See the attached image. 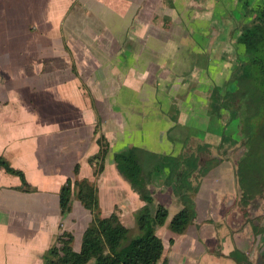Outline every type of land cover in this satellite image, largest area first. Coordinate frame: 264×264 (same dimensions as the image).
<instances>
[{"label":"crops","instance_id":"1","mask_svg":"<svg viewBox=\"0 0 264 264\" xmlns=\"http://www.w3.org/2000/svg\"><path fill=\"white\" fill-rule=\"evenodd\" d=\"M169 1L167 6L164 0H46L44 10L39 9V0H8L5 4L0 18L12 23L0 28V153L13 161V167L24 173L38 194L13 190L20 185L19 179L0 168V251L7 240L2 231L13 228V223L22 225L23 218L15 210L18 204L33 203L32 197H49L42 201L47 206L44 222L36 214H27L30 228L17 249L36 251L38 238L41 247L37 251L42 256L48 239L67 232L63 223L72 210L62 218L58 193L66 179H86L81 171L91 155H96L90 146L94 139L87 138L86 130L87 125L94 128V121H88L85 108H80L89 92L99 103L101 132L108 137V153L114 148L112 159L115 153L137 148L161 158L185 159L196 169L191 181L198 190L190 195L196 219L184 234L173 235L168 229L172 217L184 207L182 201L171 190L162 193L167 218L155 231L163 246L157 264H264V236L259 235L264 213L255 211L256 207L244 216L239 209L241 193L229 191L244 152L228 153L227 149L228 158L217 154L226 138H237V127L229 123L223 110L211 111L215 88L223 87L235 68L231 46L235 0ZM61 7H65L60 10L62 23H76L67 28V44L87 63L84 73V65L76 74L75 66L59 62L49 40L48 25L52 26L56 9ZM8 41L16 45L8 48ZM90 47L100 58L86 60L87 54H93ZM77 78L84 81V89ZM57 83L63 85L69 101L62 116L67 125L62 128L54 126L57 117L47 111L48 101L56 100L49 96L54 95L52 86ZM210 112L219 122L218 135L213 137L197 121L208 118ZM111 134L116 137L113 141ZM197 143L210 154H199ZM231 153L238 156L236 161ZM76 165L79 173L75 177ZM113 169L106 199L98 196L101 212L109 216L117 205L124 215L145 210L146 205L116 173L114 163ZM159 182L165 185L156 174L150 185L154 198ZM108 195L111 200L120 199L108 201ZM173 206L176 212L169 215ZM20 209L30 212L29 206ZM78 223L79 227L83 224ZM75 247L78 252L80 246ZM5 252H0V264H10Z\"/></svg>","mask_w":264,"mask_h":264},{"label":"trees","instance_id":"2","mask_svg":"<svg viewBox=\"0 0 264 264\" xmlns=\"http://www.w3.org/2000/svg\"><path fill=\"white\" fill-rule=\"evenodd\" d=\"M231 13L236 22L231 39L236 58L235 68L225 85L214 90L213 96L218 98L220 96L221 101L216 100L218 104L212 101L211 104L214 112L223 110L229 117V123L238 124L239 112L235 116V113L230 112L231 109L226 106L227 104L240 101L246 95L261 90V102L264 105V2L235 0L231 5ZM229 91L236 92L233 99L226 98L225 94ZM236 106L237 109L240 108L239 105ZM108 150V144L103 140L99 154L101 153L104 158ZM248 155L247 153L245 157ZM95 160H98L97 155L88 160L94 175L98 166V163L92 164ZM113 163L120 179L150 208V221L141 214V211L137 212L136 226L142 234L126 242L128 229L120 222L119 211L114 209L109 216L102 217L94 184L87 179L68 178L58 193L60 215L63 217L71 213L72 202L75 199L92 215V219L81 235L78 252L72 247L73 235L63 231L56 236L54 245L43 254L42 264H157L163 246L155 231L156 228L164 225L167 211L162 205L155 204L150 192V185L156 174L163 177L165 185L184 205L169 222V231L173 235H182L195 223L194 202L190 195L198 190V186L191 181L196 169L191 166L190 161L161 158L141 149L129 148L115 153ZM237 164L240 167L243 160ZM0 168L19 179L20 185L13 190L22 194L32 192L28 190L30 185L22 171L11 168L3 159H0ZM102 170L103 166L100 168L98 166V174L102 173ZM78 173L79 165H76L73 174L77 176ZM243 197L242 192L241 199ZM256 207L254 204V208Z\"/></svg>","mask_w":264,"mask_h":264},{"label":"rangeland","instance_id":"3","mask_svg":"<svg viewBox=\"0 0 264 264\" xmlns=\"http://www.w3.org/2000/svg\"><path fill=\"white\" fill-rule=\"evenodd\" d=\"M167 2V6H169L170 1L169 0H164ZM196 1V0H195ZM194 1V2H195ZM201 1V0H200ZM205 2H212V0H203ZM217 1V0H216ZM258 1H263L264 0H258ZM8 0H0V16H2L1 13H3V10L5 7V4H7ZM39 4V9L40 10H44L47 7V2L46 0H39L38 2ZM65 8V7H64ZM63 7H61L60 9H56V14H54L55 16V20L52 21V26L51 24H49V34H50V38L49 40H52V45L55 48V56L58 59L59 62L63 63L64 62H69L70 64H72L73 66H75V70H76V74H78V72H80L79 70V66L80 68L83 66L81 73H84V69H86L87 63L85 61H80L78 56H77V52L73 49L72 46H69L67 44V37L69 34V31L67 28H71V26H73L74 24H76L75 22H73V24H69V22L67 24L62 23V20H60L62 14L60 13V10L64 9ZM9 19V17H8ZM12 22L9 21H4L2 18H0V28L4 27V24L7 26L9 24H11ZM27 23H23V25L25 26ZM29 24V23H28ZM40 24V23H39ZM64 25V26H63ZM41 29L46 30V27H41ZM67 29V31H65ZM44 41V40H43ZM70 41V39H69ZM40 42V41H39ZM13 45H16V43H13L12 41H8V48H11ZM90 52L93 54H87L86 55V60H88L89 58H100V54L97 53L94 48L90 47ZM110 61V60H109ZM108 61V62H109ZM80 63H82V65H80ZM90 69L89 67L87 68V70ZM79 79V82L82 84L81 85V89H84V81L82 80V78H77ZM52 91L53 94L52 96H49V98L53 97L54 99H56L55 101H48L49 103H47V111L49 114H51L53 117L56 116L57 120L55 121L54 126L55 127H61L64 126L66 123L65 121L62 119V116L64 115L63 113L68 111L69 108V101L67 100L68 95L66 94V92L63 93V85L61 83H57L54 86H52ZM261 91V90H260ZM260 91H256V93H251L245 96V98H243L240 101H235V103L232 104H225L228 108L231 109L230 112L235 113L234 115L237 116V122L238 124L235 122L233 124V122H231V124L235 125L237 128V138H234V140L232 139H225V146L223 148V150H219L218 151V156H223L225 155L227 158V153L226 150L228 149V153L235 151L237 149H241V152H244L243 157H241V159L239 160V162L241 160H243V164L240 165V167L238 166V164L236 165V170H234L233 175V181L231 184V188L229 189V191H232V193L234 191H238V192H243L244 193V197L243 199H241V204L239 205V209L241 212L244 213V216H248L249 214H251V212L253 211L254 208V204L257 206V209L255 211L260 212L261 214L264 213V105L262 104V95L260 93ZM226 98L228 99H233L236 95V92L233 91H229L226 94ZM39 99H43L44 100V96L40 95V97H38ZM86 101L85 102H81L80 108L86 110L87 112V117H88V121H94V128L92 129L91 127H89V125H87L86 130H87V138L94 139V143L93 146L90 144L91 147H93V152H96V155L98 156V160H95L94 162H92L93 165H95V163H98L97 165L99 166V168L101 166H103V170L102 173L98 174V166L96 168V172L94 175V172L91 168V166L88 165L85 167H83V170L81 171V173L83 172V178H86L88 181H91L96 189V194H97V203L98 206H100L99 204V198L102 199L104 197V199H106V193H107V189L109 186H111V182H112V174L114 173V169H113V159H112V155H113V149H110L109 153L103 158V155H101V153L99 154L98 150L102 149V141L104 140L105 142L107 141L108 137L107 135H104L101 132V122H102V117L100 115V113L98 114V110H99V103L95 100H93V96L91 94H89V92H87V95L85 96ZM221 97H214L213 102L215 104L216 100L217 101H221ZM236 105H239L240 108L237 109ZM253 106V107H251ZM67 109V110H66ZM253 109V110H252ZM211 111H213V109L211 108ZM210 116L208 118H199L197 119L198 122H201L202 124L206 125V127L202 129V126L200 127L202 130L207 131V135H209L210 137L216 136L218 135V126H219V122L218 120H216V117L213 118L212 114L214 115L215 113L217 114V112H210ZM60 116V118H58ZM96 118V119H95ZM236 118V117H235ZM67 125V124H66ZM65 125V126H66ZM239 125V126H238ZM94 130V132H93ZM93 132V134H92ZM115 134H111L110 138L113 141L116 137H114ZM119 136V135H118ZM127 136L125 134H122V138H126ZM208 137L209 139H207L208 141L212 138ZM236 137V134H235ZM98 142H101L100 144H98ZM108 147H109V143ZM112 145L114 146V143H112ZM198 145V152L199 154H203L208 156L210 154V152H208L207 149L204 148V146H202L200 143H197ZM89 148V147H88ZM98 152V153H97ZM249 154L247 157H245L246 154ZM231 157L235 159L238 158L237 155H235L234 153H231ZM90 155H88L89 157ZM95 156V155H94ZM202 156V155H201ZM215 156V155H214ZM92 157V155H91ZM90 157V158H91ZM245 157V158H244ZM89 158V159H90ZM0 159H3L4 161H6L8 163V165L11 168H14L13 166V161L11 159H9V157L4 153H0ZM238 162V163H239ZM15 169V168H14ZM97 173V174H96ZM76 177V176H75ZM74 179H78L79 178H74ZM114 181V179H113ZM114 183V182H113ZM195 184V183H194ZM109 185V186H108ZM150 189H152V187H150ZM29 191H32L30 193H28L29 195H36L38 194V192L32 188L31 186L28 188ZM171 189L166 186L163 185V187H161V182L158 183V187H156V189H154V191L158 194L157 197H153L154 198V202L155 204H161V199L162 200H166V198H163L162 193L165 192H169ZM18 192V191H16ZM151 192V191H150ZM20 193V192H18ZM110 194V193H109ZM115 194V191L113 193V195ZM151 195L152 192H151ZM232 195V194H231ZM138 197V196H137ZM49 197H32V199L34 201H40V202H36L37 204H33L34 201H31L33 203L29 202H24V205L18 204L20 208H22V206H24V208H27L29 206V210L30 212H26V211H22L23 209L17 208L15 210V213H17L18 215H16L17 217L23 218L22 219V225H15L13 223V228H9V229H4L2 232L4 234V236L7 238L6 240V244L5 246H3V248H1L0 252H3V250L5 249V253L4 255L8 256L9 260H10V264H22L24 263L26 260V263L28 264H37V262H39L40 258V263L42 261L43 255L41 256V254L37 251L39 249V247H41V245L39 244L38 238H37V242H38V249L35 251L32 248V251L29 250L30 247H27L26 249H21L18 250L17 247L21 244H23L25 238H23L22 236L25 235L28 232V228H30V219L28 217H26L27 214H36L38 215V221L39 222H44V215L45 213L43 212L45 208H47V206L42 203L43 199L47 200ZM120 198H115L114 200H111L110 196L108 195L107 200L108 201H118ZM139 202H142L139 198H137ZM127 201L124 202V204L128 203V199H126ZM175 206V205H174ZM173 208L170 207V209L173 210H169L170 214H174V212H176ZM120 205H117L113 208L117 209L119 211V219L120 222L128 229V234L126 237V242L139 237L142 234V231L139 230L136 226V219H137V213L135 215H130V214H122L121 209H120ZM147 209L142 210L141 214L144 215L146 217V219H148V221H150V208H148L146 206ZM100 209V207H99ZM112 210V211H113ZM101 212V210H100ZM247 213V214H246ZM102 217H107L105 215V213L101 212ZM250 216V215H249ZM33 217L35 218V216L33 215ZM64 217V216H63ZM62 217V218H63ZM92 219V215L90 213H87L86 210H84L78 201H73L72 202V216H70L63 224H65V230L67 229V232L70 231L71 233L74 234V237H76L75 239V244L73 243V247L79 248L80 243H81V237L80 234L83 231L86 223ZM27 221H29L28 223H26ZM79 221H81L83 224L81 227H79ZM261 224H262V231L259 232V235L262 237L264 236V217L261 219ZM15 225V226H14ZM38 225V224H37ZM61 223H60V227L58 230H62L63 227H61ZM36 226V223L33 221V227ZM39 226V225H38ZM37 226V228H39ZM69 232V233H70ZM37 233V232H36ZM58 236V235H57ZM28 239V238H27ZM36 240H34L35 242ZM55 243V237L51 238L50 240L48 239V248L46 251H48ZM44 244V241L43 243ZM33 247V245H32ZM45 251V252H46ZM44 252V253H45ZM20 253H23L22 255ZM28 255V257H26ZM40 257V258H39ZM39 258V259H38ZM231 264H236L235 262H231Z\"/></svg>","mask_w":264,"mask_h":264}]
</instances>
